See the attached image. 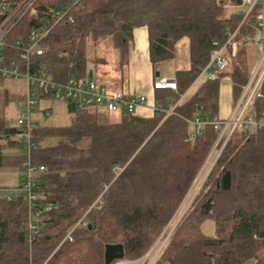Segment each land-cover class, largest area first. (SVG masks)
I'll return each instance as SVG.
<instances>
[{
	"label": "trees",
	"instance_id": "obj_1",
	"mask_svg": "<svg viewBox=\"0 0 264 264\" xmlns=\"http://www.w3.org/2000/svg\"><path fill=\"white\" fill-rule=\"evenodd\" d=\"M71 2L38 0L37 6L45 10ZM228 2L238 4V0H87L83 7L71 9L73 21L64 19L53 27L42 62L58 80L89 77L90 41L92 47L114 45L120 58H126L139 26L148 28L156 69L178 58L183 45L189 48V63L175 70L176 90L156 88L155 99L163 109L150 117L136 111L107 122L94 109L77 111L67 103L69 125L36 129L35 161L45 166L38 191L44 194L41 203L51 209L37 220L39 230L30 241L26 194L11 196L0 186V264H105V245L113 243L123 244L125 256L111 264L137 262L157 249L177 209L195 189L193 183L211 151L223 145L209 122L219 119L221 81L232 82L236 102L257 59L250 44L242 43L217 80H197L213 43L223 42L240 21L239 12L225 16ZM33 26L35 19L26 16L11 36L25 38ZM254 32L246 23L239 36ZM4 81L0 168L23 170V154L7 152L20 145L13 138L16 117L8 118L5 108L24 97L6 89ZM175 103L174 112L166 116L165 109ZM263 106V100L256 99L251 111L259 113ZM195 117L208 122L193 137ZM46 138L56 143L42 144ZM228 171L231 188L224 190L218 183ZM208 200L213 208L206 213L202 205ZM207 219L214 223L212 234L202 228ZM174 230L151 264H264L263 130L233 132ZM69 232L73 240L66 238Z\"/></svg>",
	"mask_w": 264,
	"mask_h": 264
},
{
	"label": "built area",
	"instance_id": "obj_2",
	"mask_svg": "<svg viewBox=\"0 0 264 264\" xmlns=\"http://www.w3.org/2000/svg\"><path fill=\"white\" fill-rule=\"evenodd\" d=\"M37 1L0 0V81L23 80L25 82L24 99L16 103L18 114L13 138L19 143L23 153V177L20 189L26 194L28 200L30 241L38 233L37 220L42 213L51 209L49 204L41 203L44 194L38 191L39 175L45 170L44 165L37 164L35 161L39 142L35 138L38 124L33 117V112L37 109L39 102L43 99L63 101L72 104L77 111L94 109L97 112L119 115L135 113L139 107L149 104L146 95L112 90L93 78L75 75L65 80L53 78L42 62L46 39L58 22L64 19L73 21L71 9L74 6L83 7L87 0L59 3L45 10L38 8ZM238 4L243 7L239 12L238 26L228 32L223 42L213 43L209 61L197 78V80L201 78L208 81L217 80L219 74L230 66L231 59L236 56L240 44L256 45L257 59L230 116L222 120H209L219 132L218 142L224 140L219 153L237 128L264 131V106L259 113L251 111L256 99L264 102V0H240ZM26 16L35 19V26L28 31L25 38L22 35L12 37V32ZM246 23L255 32L240 37V28ZM155 87L177 89L175 79L160 80L155 83ZM176 104L165 109L166 116L174 112ZM151 107L154 111L163 109L157 102ZM43 114L49 115L50 109H43ZM207 122L208 120L199 117L192 119L191 125L194 127L192 136L199 134L201 125ZM66 238L73 240L71 232ZM159 250L156 249L153 253L150 250L144 256L145 260L148 259L147 264L153 262ZM127 262L129 261L120 260L115 264H127Z\"/></svg>",
	"mask_w": 264,
	"mask_h": 264
},
{
	"label": "crops",
	"instance_id": "obj_3",
	"mask_svg": "<svg viewBox=\"0 0 264 264\" xmlns=\"http://www.w3.org/2000/svg\"><path fill=\"white\" fill-rule=\"evenodd\" d=\"M184 43L186 44V40H184ZM118 57L119 58L112 59L114 62L110 64L111 67L109 66V63H108L110 61L109 58H97L96 78L99 81L105 83V85L107 84V86L112 90H115L118 88L117 90H121L129 94L146 95L148 98L149 104H147L146 106L139 107L137 109V114L140 116H145V117L152 116L154 114V110L152 109L151 105L156 103V99H155L156 87H154L155 83L163 79H175L176 68L182 67L184 65L180 64V60L178 57V58H175V60L171 64H168L162 67L161 69H156L154 67L150 59L149 31H148L147 26H139L134 29L133 39L130 43L126 58H120L119 53H118ZM157 70L160 71L159 76H156ZM90 71H92V76L89 75V77L93 78L94 70L90 69L89 72ZM8 81H11V80H8ZM19 81H22V85L17 84L19 88L13 89L10 91L20 94L21 98H23L24 93H25V82L23 80H19ZM17 82H13V83H17ZM10 84L12 83L10 82ZM12 87H13V84H12ZM182 97H184V95ZM17 101H15V109H17L16 107ZM39 103L41 104V106H39V109L35 110L36 112L33 114V117L35 121L37 122L38 127L47 126V125L42 124L41 120H42V117H49L51 115L53 107L56 110L60 109L59 104L64 103L66 105V109L68 112L67 103L63 101L43 99ZM234 104L235 102L233 100L232 82L229 80L221 81L220 98H219V119L220 120L226 119L230 116L233 110ZM45 108L50 109L49 115L43 114V109ZM16 149L18 150L16 152L13 149L8 150L7 152L13 156L23 154L21 147L16 148ZM14 167L16 166L3 167V168L10 169ZM16 168H19V167H16ZM20 171L21 172L19 174L18 185L14 188L15 190L21 192L22 190L20 189V185H21V181L23 177V170L20 169ZM14 188H5V190H11Z\"/></svg>",
	"mask_w": 264,
	"mask_h": 264
},
{
	"label": "rangeland",
	"instance_id": "obj_4",
	"mask_svg": "<svg viewBox=\"0 0 264 264\" xmlns=\"http://www.w3.org/2000/svg\"><path fill=\"white\" fill-rule=\"evenodd\" d=\"M225 9H226V15L225 16H229L232 13L240 12L243 9V7L240 6L239 4H234V2H228ZM91 42L92 41L88 42L87 64H88L89 70L90 69L94 70L93 78L96 79V74H97L96 58L97 57L109 58L110 61L108 63H109L110 67H111L110 64H112L114 62L112 59L113 58H119V57H118V51L114 47V45L110 44L107 46H101L100 45L97 47H92ZM250 49H251V54H253L254 58H257L258 50H257L256 45L251 43ZM178 57H179L181 65H184V66L188 65V63H189V58H188L189 57V48L187 45H183V47H181V50L178 54ZM253 66H254V64H253ZM253 66H252V68H253ZM4 82H6L5 83L6 89L8 88V90L18 89L19 87L17 84L22 85V81H19V82L15 81L17 83H13L14 81L6 80ZM10 82H12L14 88L12 87V84H10ZM154 87H155V85H154ZM117 89H115V90H117ZM1 106H2V104L0 103V111L2 109ZM39 106H41L40 103L38 104L37 109H39ZM59 106H60V109H57V110L53 107L52 113L49 117H42L41 123L44 125H47L49 127H60V126L69 125L71 122V117H70L69 113L67 112L66 105L64 103H62V104H59ZM2 111H4V108L2 109ZM5 112H6V115L8 116V118H10V119L13 118L15 120V117L18 114L17 109H15V103L12 102V103L8 104L7 108H5ZM35 112L36 111H34L33 114ZM98 113L100 114L101 118L106 120L107 122H116L119 120V114H106L104 112H98ZM51 143L52 144L56 143V140L54 138H46L42 142V144H44V145H49ZM12 149L15 152L18 151L15 147ZM219 150H220L219 148H217V150H215V148H213V150L210 153L209 158L206 160L205 165L203 166L198 177H196V179L193 183V186H195V189L191 193L188 192L187 196L185 197V199L183 200V202L181 203V205L177 209L178 215L176 217H174L175 219L173 218L171 220V222L168 224L165 231L163 232V234H162L163 239H162L161 243L157 246V249H160V250H159V253L157 254L156 257H158V255L161 253L162 247L167 242V240H168L169 236L171 235V233L173 232V230L177 227L181 218L184 216V214L189 209L191 201L194 199L196 193L200 191L203 181L205 180L206 176L208 175L209 171L212 168L213 161H215L216 158L218 157V155L220 154ZM20 172H21L20 169L16 168V167L10 168V169L0 168V186L2 188H14V187H16L18 185V182H19ZM9 192H10L11 196H16L20 193V191L15 190V188L9 190ZM210 205H211V211H212V208H213L212 202ZM206 206H207V203L205 201L202 205L203 211H206V208H207ZM202 228H203L205 233L212 234L214 232V223L210 219H207L204 221ZM147 260L148 259L145 260V258L143 257L140 260H137V262L136 261H134V262L129 261V262H127V264H132V263L133 264L134 263L135 264H147ZM184 264H188V263H184Z\"/></svg>",
	"mask_w": 264,
	"mask_h": 264
},
{
	"label": "water",
	"instance_id": "obj_5",
	"mask_svg": "<svg viewBox=\"0 0 264 264\" xmlns=\"http://www.w3.org/2000/svg\"><path fill=\"white\" fill-rule=\"evenodd\" d=\"M238 3H240V0H238ZM160 75V71H156V76ZM90 76H92V71H90ZM231 172H226L220 182L218 183V187L222 188L224 190H228L231 188ZM210 204L211 200H208L207 202V208L206 213L210 212ZM125 256V250L122 243H113V244H106L105 245V252H104V258H105V264H111L114 260L123 259Z\"/></svg>",
	"mask_w": 264,
	"mask_h": 264
}]
</instances>
